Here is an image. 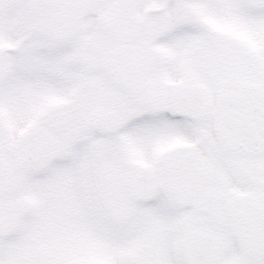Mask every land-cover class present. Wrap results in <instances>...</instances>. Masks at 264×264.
<instances>
[{
    "label": "snow or ice",
    "instance_id": "1",
    "mask_svg": "<svg viewBox=\"0 0 264 264\" xmlns=\"http://www.w3.org/2000/svg\"><path fill=\"white\" fill-rule=\"evenodd\" d=\"M0 264H264V0H0Z\"/></svg>",
    "mask_w": 264,
    "mask_h": 264
}]
</instances>
